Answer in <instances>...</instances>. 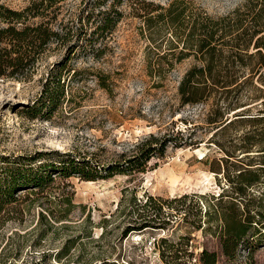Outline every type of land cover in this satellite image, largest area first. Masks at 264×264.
<instances>
[{
  "label": "rangeland",
  "instance_id": "rangeland-1",
  "mask_svg": "<svg viewBox=\"0 0 264 264\" xmlns=\"http://www.w3.org/2000/svg\"><path fill=\"white\" fill-rule=\"evenodd\" d=\"M0 1L19 9L29 0ZM91 1L66 0L64 8L76 15ZM136 1L116 5L121 18L97 57L79 49L72 54L69 65L78 72L68 76L65 97L45 114L48 117L29 118L26 111L41 91L47 68L64 55V48L43 59L30 80L0 78V156L32 155L48 161L56 159L54 151H69L107 163L121 154L132 155L149 135L173 137L181 131L197 143L176 148L169 144L162 156L150 158L142 172L97 180L54 176L43 190L20 191L19 198L0 214V264H77V260L96 264L104 257L117 264H204L200 260L203 248L216 254L213 264H264V237L256 235L242 242L232 256L226 255L218 237L220 221L212 212L205 213L207 203L216 202L223 189L231 194L227 173L232 176L241 167L260 165L255 164L260 158L254 155L259 152L234 149L229 139L240 143L244 133L258 139L257 133L264 134V121L236 122L210 138L213 131L203 122L205 106L182 105L177 92L195 57L177 61L178 50H171L173 46L161 35L158 50L174 51L168 56L174 66L159 81L147 75L146 63L155 54L147 32L142 34V19L133 13L141 7ZM152 1L167 4L170 0ZM188 1L191 8L214 16L242 2ZM111 3L103 0L97 8ZM263 112L253 106L243 117ZM218 143L234 156L226 160ZM263 190L264 184L254 186L246 200L261 204L264 211ZM184 194L188 197L180 198ZM148 195L154 206L163 202L162 220L167 223L151 220L154 210L144 205ZM62 250L63 259L57 261L54 257Z\"/></svg>",
  "mask_w": 264,
  "mask_h": 264
},
{
  "label": "trees",
  "instance_id": "trees-1",
  "mask_svg": "<svg viewBox=\"0 0 264 264\" xmlns=\"http://www.w3.org/2000/svg\"><path fill=\"white\" fill-rule=\"evenodd\" d=\"M102 1L87 3L78 9L76 15L64 8L66 0H29L19 9L0 1V78L30 80L37 73L41 61L52 51L65 49L64 55L47 68L39 95L27 107L26 115L29 118L50 114L64 99L68 76L78 72L69 65L76 49L86 54L91 52L93 57H97L101 52L100 46L106 45L121 18L122 12L115 7L122 0H112L108 8H97ZM136 2L141 7L133 9V13L142 19V34L147 32L149 48L155 54V59H149L146 63L149 77L157 81L165 78L174 66L168 61V56L174 55L176 50L177 61L189 55L195 57L196 61L180 78L177 92L182 105L205 106L203 122L213 131L210 138L215 139L236 122L260 124L264 121V115L257 113L243 117L244 112L253 106H257V111H264V0H242L233 10L218 16L200 8H191L188 0H170L167 4L152 0ZM164 32L170 38L163 35ZM161 35L160 38H166L174 51L158 50L162 40L157 41ZM231 112L233 117L229 118ZM257 135L258 139H254V136L244 133L237 144H232V139H229L234 149L259 152L254 155L260 158L256 159L259 162L255 164L260 165L241 167L232 176L227 173L225 177L231 184V194H226L223 189L220 198L213 204L207 203L205 210L207 215L212 212L215 219L220 221L219 241L223 253L229 256L242 242L256 235L264 237L262 205L246 200L248 191L264 184V145H260L263 144L264 134ZM190 138L181 131L173 137L149 135L138 145L135 153L128 156L121 154L117 160L107 163L69 151H54L56 159L48 161H39L32 155H2L0 214L19 198L20 191L43 190L50 186L54 176L97 180L116 174L142 172L150 158L162 156L169 144L176 148L197 143ZM218 146L226 154V160L234 156L233 151L226 150L223 144L218 143ZM254 147L258 150H252ZM240 158L236 159L241 161ZM221 161L224 163V160ZM225 196L230 198L223 200ZM263 196L264 190L261 192ZM187 197L188 194L180 196L183 199ZM191 198L193 202L196 201L194 195ZM153 203V197L148 195L144 205L154 210L151 220L159 224L167 223L168 220H162L165 218L163 202L156 206ZM63 250H67V246ZM63 250L56 253L54 258L57 261L63 259ZM200 260L204 264H213L216 254L203 248ZM31 264L44 263L38 261ZM96 264L117 263L104 257Z\"/></svg>",
  "mask_w": 264,
  "mask_h": 264
}]
</instances>
